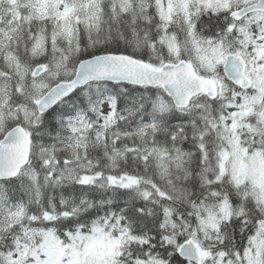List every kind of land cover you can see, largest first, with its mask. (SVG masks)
Here are the masks:
<instances>
[{
    "label": "snow or ice",
    "instance_id": "1",
    "mask_svg": "<svg viewBox=\"0 0 264 264\" xmlns=\"http://www.w3.org/2000/svg\"><path fill=\"white\" fill-rule=\"evenodd\" d=\"M0 264H264V0H0Z\"/></svg>",
    "mask_w": 264,
    "mask_h": 264
}]
</instances>
